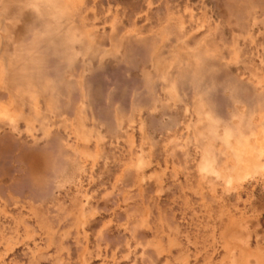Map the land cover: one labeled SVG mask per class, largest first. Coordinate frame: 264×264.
<instances>
[{"label": "rangeland", "instance_id": "obj_1", "mask_svg": "<svg viewBox=\"0 0 264 264\" xmlns=\"http://www.w3.org/2000/svg\"><path fill=\"white\" fill-rule=\"evenodd\" d=\"M0 264H264V0H0Z\"/></svg>", "mask_w": 264, "mask_h": 264}]
</instances>
